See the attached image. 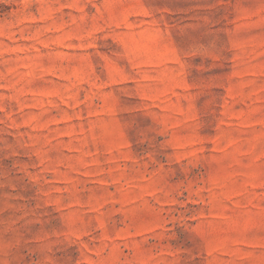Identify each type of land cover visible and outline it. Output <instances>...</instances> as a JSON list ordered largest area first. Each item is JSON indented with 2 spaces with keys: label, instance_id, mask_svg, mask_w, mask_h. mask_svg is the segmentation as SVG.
<instances>
[{
  "label": "rangeland",
  "instance_id": "rangeland-1",
  "mask_svg": "<svg viewBox=\"0 0 264 264\" xmlns=\"http://www.w3.org/2000/svg\"><path fill=\"white\" fill-rule=\"evenodd\" d=\"M0 264H264V0H0Z\"/></svg>",
  "mask_w": 264,
  "mask_h": 264
}]
</instances>
